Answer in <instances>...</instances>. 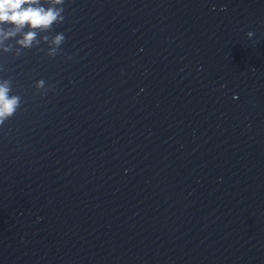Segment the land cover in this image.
<instances>
[{"label": "water", "instance_id": "95a60500", "mask_svg": "<svg viewBox=\"0 0 264 264\" xmlns=\"http://www.w3.org/2000/svg\"><path fill=\"white\" fill-rule=\"evenodd\" d=\"M63 8L0 45V264H264V0Z\"/></svg>", "mask_w": 264, "mask_h": 264}, {"label": "clouds", "instance_id": "9594fccd", "mask_svg": "<svg viewBox=\"0 0 264 264\" xmlns=\"http://www.w3.org/2000/svg\"><path fill=\"white\" fill-rule=\"evenodd\" d=\"M64 3L65 0H0V45L20 33H23V36L16 41L20 49H31L34 44L38 45L41 33H49L55 25L63 23ZM5 25L11 30L5 31ZM253 35L252 32L247 33L249 39ZM43 40L49 45L47 56L54 58L60 54L59 50L65 42V36L63 33H57L51 38L44 35ZM2 50L11 51L8 47H3ZM19 55L18 51L17 56ZM2 70L0 68V71ZM45 84L44 80H39L34 87L42 95H46L51 88L45 87ZM20 107L21 98L12 94L11 80L0 79V127L13 118Z\"/></svg>", "mask_w": 264, "mask_h": 264}]
</instances>
